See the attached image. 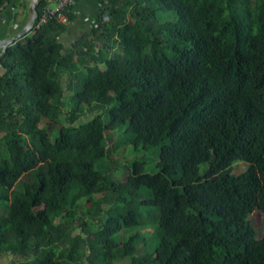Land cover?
<instances>
[{"label": "trees", "instance_id": "1", "mask_svg": "<svg viewBox=\"0 0 264 264\" xmlns=\"http://www.w3.org/2000/svg\"><path fill=\"white\" fill-rule=\"evenodd\" d=\"M40 17L1 52L0 258L264 264V0H99L70 48Z\"/></svg>", "mask_w": 264, "mask_h": 264}, {"label": "crops", "instance_id": "2", "mask_svg": "<svg viewBox=\"0 0 264 264\" xmlns=\"http://www.w3.org/2000/svg\"><path fill=\"white\" fill-rule=\"evenodd\" d=\"M26 2L29 4L31 3L32 6V0H26ZM98 10L99 0H81L79 2L75 8V20L68 27L67 33L62 38V42L67 46V48L72 47L73 44L81 40L87 33L93 31V29L96 27ZM14 13V11L10 10L3 17L0 30V42L12 40L13 38H11L10 35L6 37V33L12 32V34H16V32L19 30V27L22 26L25 17L27 16L26 11L23 10L21 11L22 17H19L17 22H13ZM2 51L4 50H1L0 48V58L3 55V53H1ZM5 257L0 258V260L5 259Z\"/></svg>", "mask_w": 264, "mask_h": 264}, {"label": "built area", "instance_id": "3", "mask_svg": "<svg viewBox=\"0 0 264 264\" xmlns=\"http://www.w3.org/2000/svg\"><path fill=\"white\" fill-rule=\"evenodd\" d=\"M81 0H48L44 14L40 17L37 28L41 29L50 22L57 20L64 26L71 24L70 15ZM36 27V26H35Z\"/></svg>", "mask_w": 264, "mask_h": 264}, {"label": "water", "instance_id": "4", "mask_svg": "<svg viewBox=\"0 0 264 264\" xmlns=\"http://www.w3.org/2000/svg\"><path fill=\"white\" fill-rule=\"evenodd\" d=\"M39 0H32V12L33 16L29 24L12 40H5L3 42H0V48L1 50H8L10 47L14 46L16 43L21 41L23 38H25L27 35L31 34L36 26L37 20L40 17L39 11ZM4 56V55H3ZM2 56V57H3ZM1 59V58H0Z\"/></svg>", "mask_w": 264, "mask_h": 264}, {"label": "rangeland", "instance_id": "5", "mask_svg": "<svg viewBox=\"0 0 264 264\" xmlns=\"http://www.w3.org/2000/svg\"><path fill=\"white\" fill-rule=\"evenodd\" d=\"M30 14H31V12L29 11V16H30ZM174 16V15H173ZM31 17V16H30ZM163 18L164 19H167V17L164 15L163 16ZM19 19V18H18ZM13 36V34H11L10 33V37H12ZM30 37L31 38H34L35 37V33H31L30 34ZM76 95V91H73V92H71L70 94H69V99L71 98V99H73L74 98V96ZM72 101V100H71ZM71 108H72V104H70L69 106H68V109H70L71 110ZM56 139L57 138H54L53 139V142L54 141H56ZM242 169L240 168V170L239 171H241ZM235 175H237V174H235ZM253 220H254V222H255V226L257 227V229L259 230L260 228H261V220H262V215L261 214H259L258 212H256L255 214H254V216H253ZM259 232H261V231H259ZM11 262H12V259L9 257V256H6L5 257V259H3V260H0V264H11ZM241 264H247V263H241Z\"/></svg>", "mask_w": 264, "mask_h": 264}]
</instances>
